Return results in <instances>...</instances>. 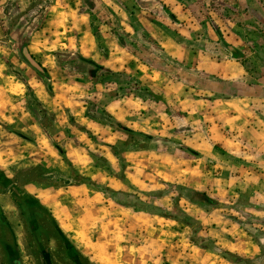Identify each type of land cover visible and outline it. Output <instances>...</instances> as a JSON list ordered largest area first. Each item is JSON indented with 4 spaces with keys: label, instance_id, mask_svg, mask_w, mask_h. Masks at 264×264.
I'll list each match as a JSON object with an SVG mask.
<instances>
[{
    "label": "rangeland",
    "instance_id": "1",
    "mask_svg": "<svg viewBox=\"0 0 264 264\" xmlns=\"http://www.w3.org/2000/svg\"><path fill=\"white\" fill-rule=\"evenodd\" d=\"M203 1L208 23L221 33L222 46L244 65L241 81L254 84L251 92H264V0ZM51 2L0 0V19L8 25L0 53L7 65L4 73L27 83L19 84L20 95L5 98L1 108L8 118L0 121L29 130L20 134L0 124V169L11 188L35 199L52 218L54 229L45 226L50 236L45 247L60 259L56 225L89 264H264L251 259L250 249L251 235L264 238V196L255 197L249 179L254 169L264 173V164L255 163V149L221 154L216 164L193 160L187 144H180L190 126L184 111L188 102L172 105L162 100L154 106L127 99L154 91L138 75L128 78L123 71H110L111 80L106 70H93L71 47V38L58 53L62 67L45 69L51 81L66 80L67 86L48 88V79L23 61L19 45L24 33L40 26L42 11ZM18 24V33L11 32ZM35 58L39 62L41 55L35 53ZM5 80L7 87H14V78ZM167 84L161 83L156 93L185 95L175 80ZM240 86L232 82L226 94L245 92ZM142 108L164 112L161 117H138ZM108 112L115 120H106ZM206 183L211 204L198 202L189 192ZM13 197L0 194V206H14L18 196ZM6 212L23 237L19 218H13L10 209ZM36 220L45 222L43 215ZM26 249L23 264H30L28 251L36 263L34 250ZM1 255L0 248V263Z\"/></svg>",
    "mask_w": 264,
    "mask_h": 264
},
{
    "label": "crops",
    "instance_id": "2",
    "mask_svg": "<svg viewBox=\"0 0 264 264\" xmlns=\"http://www.w3.org/2000/svg\"><path fill=\"white\" fill-rule=\"evenodd\" d=\"M87 1L89 5H85L83 0H52L47 9L42 11L40 26L32 27L23 34L25 50L34 58L35 53L41 55L38 60L48 71L57 65L62 67L58 62V53L68 46L67 39L71 38L74 42L71 47H75L79 58L93 70H106V78H110V71L138 75L154 91H145L147 96L132 94L127 99L134 97L147 105L153 102L154 106L162 100L172 105L188 102V108L184 111L190 126L185 141L180 144H187V152L193 160L213 163L217 156L218 159L221 158V154L231 155L230 153L237 151L245 153V149L249 148L255 149L258 154L254 155L255 163L264 164V92H251L253 88L250 86L254 84L241 81L246 74L244 65L241 60L232 58L226 47L222 46L220 31L217 33V28L213 25L215 29H212L207 21L209 18L206 17L208 13L203 7V0ZM28 17L26 20L31 19V16ZM18 26L19 24L11 32L18 33ZM7 27L6 20L0 19V53L8 32ZM52 36L57 38L52 40ZM4 66L7 67L0 54V118H8L1 108L6 102L5 98L20 95L19 84L24 87L27 85L22 79L18 81L14 73H4ZM10 77L14 78L10 83L14 87L6 86L8 83H5V79ZM174 80L185 88L183 97L178 94L176 97L169 96L166 92V97H163L156 93L160 91L161 83L168 85V82ZM48 82V88L55 84L67 86L66 80L55 82L50 78ZM232 82L241 85L242 91L244 86L245 92L226 94L225 88ZM113 96L117 98L120 95ZM160 111L142 108L136 114L143 117L154 113L156 117H161L164 111ZM36 115L43 116L39 113ZM111 115L113 114L108 112L106 120L109 116L115 120L116 117ZM196 118L198 121L195 124ZM95 123L111 131L116 130L109 124L99 121ZM0 124L7 126L11 132L25 131L14 125H4L1 121ZM160 125L164 127L162 123ZM25 132L28 133L29 130ZM244 158L240 161L242 165L247 161ZM254 170L249 172V179L254 181L253 193L260 200L264 196V173H260L259 169ZM207 183L200 189L190 188V191L211 203L209 186H206L210 184ZM0 184L3 185L1 173ZM213 189L215 190L214 187ZM3 193L2 187L0 194ZM0 209L13 211L12 206L4 208L2 205ZM242 230L246 231L244 228ZM246 233L249 234L247 231ZM250 238V249L253 250L251 259L255 257L264 262V238L260 240L252 235ZM229 249H226L229 254L240 257Z\"/></svg>",
    "mask_w": 264,
    "mask_h": 264
},
{
    "label": "flooded vegetation",
    "instance_id": "3",
    "mask_svg": "<svg viewBox=\"0 0 264 264\" xmlns=\"http://www.w3.org/2000/svg\"><path fill=\"white\" fill-rule=\"evenodd\" d=\"M2 187L3 185L0 184V189ZM10 191L12 192V188ZM4 192L12 197V201L14 200L13 193L10 194L7 190ZM19 202L16 200L14 206H12L14 212L13 218H19L18 224L23 229L20 231L23 232V237L21 233H17L14 230V225L9 221V214L0 209V248L2 254L0 264H22L21 253L22 251L26 252L28 246L34 250L37 257L36 260H38L34 263L35 261H32L34 260L31 256L32 253L28 251V261L30 264H89L83 255L68 244L62 233L55 228L61 248V252H59L60 259L58 260L44 245V240L50 239L48 235L49 231L46 230L45 226L48 224L51 229H54V225L51 223L48 215H46L41 207L33 203V200L29 197H23L21 205H19ZM37 215H43L45 222L39 223L36 220Z\"/></svg>",
    "mask_w": 264,
    "mask_h": 264
},
{
    "label": "trees",
    "instance_id": "4",
    "mask_svg": "<svg viewBox=\"0 0 264 264\" xmlns=\"http://www.w3.org/2000/svg\"><path fill=\"white\" fill-rule=\"evenodd\" d=\"M87 1V0H86ZM88 2V1H87ZM89 4V3H87ZM25 45H26V42L24 41L23 43H21V45L19 46L20 48V53L22 54L23 56V61L26 62L28 65H30L34 70H36L39 74H41L42 76H44L46 79H49V74L48 72L45 70V68L35 60V58L30 54L28 53L26 50H25ZM109 75V74H108ZM111 79V78H110ZM126 132L129 131V130H125ZM58 152H61V150L58 148ZM2 174V182H3V189L6 191L7 187L10 186V181L7 179L6 176L3 175L2 172H0ZM189 192L192 194V192L189 190ZM14 193V192H12ZM16 196H18L17 198V202H19V205H21V201H23V197H28L27 195L21 197L19 196L18 194H16ZM33 200V199H32ZM33 203H35L36 205H38L39 207H41V209L46 213L47 210H45V208L43 206H41L35 199L33 200ZM203 203L205 204H209L208 201L204 200ZM22 204H24L22 202ZM211 204V203H210ZM48 215V214H47ZM49 219L51 222L52 221V218L48 215ZM54 223V222H53ZM52 223V224H53ZM56 229L57 226L55 225ZM59 231V230H58ZM60 232V231H59ZM67 240V239H66ZM67 243L70 244L71 246H73L68 240H67Z\"/></svg>",
    "mask_w": 264,
    "mask_h": 264
},
{
    "label": "water",
    "instance_id": "5",
    "mask_svg": "<svg viewBox=\"0 0 264 264\" xmlns=\"http://www.w3.org/2000/svg\"><path fill=\"white\" fill-rule=\"evenodd\" d=\"M12 192H14L15 194H18L19 196H21V197H23V196H25V194L23 193V192H21V191H18L15 187L14 188H12ZM194 195V194H193ZM197 198H198V202H203L204 201V199L202 200V198L199 196V195H195ZM206 201V200H205Z\"/></svg>",
    "mask_w": 264,
    "mask_h": 264
}]
</instances>
